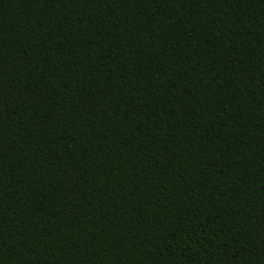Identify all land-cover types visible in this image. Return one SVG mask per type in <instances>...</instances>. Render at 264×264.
<instances>
[{
	"label": "trees",
	"instance_id": "obj_1",
	"mask_svg": "<svg viewBox=\"0 0 264 264\" xmlns=\"http://www.w3.org/2000/svg\"><path fill=\"white\" fill-rule=\"evenodd\" d=\"M0 264H264V0H0Z\"/></svg>",
	"mask_w": 264,
	"mask_h": 264
}]
</instances>
